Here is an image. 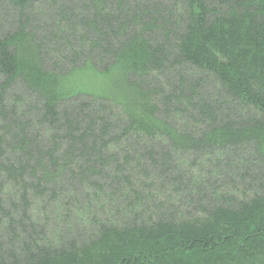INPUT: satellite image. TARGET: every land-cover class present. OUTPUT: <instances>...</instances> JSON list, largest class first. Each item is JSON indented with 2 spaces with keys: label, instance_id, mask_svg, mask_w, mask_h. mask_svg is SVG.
<instances>
[{
  "label": "trees",
  "instance_id": "1",
  "mask_svg": "<svg viewBox=\"0 0 264 264\" xmlns=\"http://www.w3.org/2000/svg\"><path fill=\"white\" fill-rule=\"evenodd\" d=\"M0 264H264V0H0Z\"/></svg>",
  "mask_w": 264,
  "mask_h": 264
}]
</instances>
